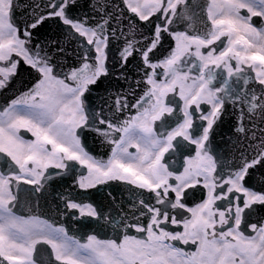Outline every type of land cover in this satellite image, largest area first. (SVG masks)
Here are the masks:
<instances>
[{
	"label": "flooded vegetation",
	"instance_id": "af4514ba",
	"mask_svg": "<svg viewBox=\"0 0 264 264\" xmlns=\"http://www.w3.org/2000/svg\"><path fill=\"white\" fill-rule=\"evenodd\" d=\"M69 2L20 0L49 6L69 36L90 41L94 54L78 55L107 69L95 84L30 55L10 20L12 0H0V69L19 53L39 73L0 71V209L19 184L11 212L33 221H0V264H264V189L244 182L256 160L219 171L209 149L236 75L264 87V0H77L83 6L64 15ZM138 50L139 71L138 61L122 67ZM94 186L113 196L80 194Z\"/></svg>",
	"mask_w": 264,
	"mask_h": 264
},
{
	"label": "snow or ice",
	"instance_id": "6c2138e0",
	"mask_svg": "<svg viewBox=\"0 0 264 264\" xmlns=\"http://www.w3.org/2000/svg\"><path fill=\"white\" fill-rule=\"evenodd\" d=\"M60 3H63V0H59ZM57 4H54L52 6L53 10H55V8L57 7ZM83 5L77 4V0H70V2L65 5L64 11L66 13H72L74 12L77 8L81 7ZM24 8V5H22L20 3V0H12V4H11V9H10V17L14 18L16 15V12L18 11H22ZM55 19L57 24L60 27H64L63 22L60 21L59 17H49L44 21H41L39 24H36L33 22V24L31 26L25 25V27L23 28L22 32L19 29V26H17L16 29V35H23L27 42L29 44L33 43V36L34 34H39L41 32V30L48 24L49 20ZM151 20H157L159 21V14H156L152 17H150V21ZM83 23H87V16L84 17ZM162 23V22H161ZM67 27H71L70 25H68ZM150 32L153 31L152 28L149 29ZM5 33L2 29H0V37L4 36ZM161 36L164 39H167V36L162 32ZM71 39H75L76 43H75V48L76 49H83L85 47H87L89 49V51L95 52V50L92 48V45L90 43V41L88 39H86L84 37V35L82 33H73L71 36L66 35L65 39L57 42V40L52 39L50 41H45L43 47L41 46L40 42L37 40V42L35 43L34 47L31 49L30 51V55L34 54L37 58H43V60L49 64H52L53 61V57L57 54V53H61L65 59H62L59 61V63L64 64V65H68L67 71H71V72H75L77 70L78 67H80V65H69L68 64V57H71L73 60H79L81 61V63L88 61V52H84L82 56H74L73 52L71 50L69 51H65L66 45L68 44L69 40ZM23 44V42H22ZM160 45L157 46L156 49L152 50V53L150 54L151 56H155L156 51L159 49ZM49 49H53L52 52H49ZM106 52V50H105ZM143 53L140 52L139 50L137 51L136 54L131 55L127 58H122L121 59V66H126V65H131L133 63V61H138L136 67L137 70L139 71L140 67L143 65V61L142 59L138 60V57L142 56ZM11 59H16V64L15 65H11L9 67H7L6 69H0V71H3L4 75H11L12 78H14L15 76L19 75V72L21 70H27L30 73H35V69L32 67V65L26 64L24 62H22V58H20L19 53H17V57L16 58H10ZM53 68H55V65H52ZM150 69L145 68L144 71L145 73L147 71H149ZM80 72L81 75L79 77V79L81 81L84 80H88V81H92L94 84L97 83L100 79V75H104L107 76V69L106 67H100L97 69H92L91 67V63L86 64L83 68H80ZM36 76H39V73H35ZM116 79H124L125 77L123 75L117 76L115 77ZM11 82V81H10ZM137 83H139V81H137ZM69 84L71 85H75L76 81L75 80H70ZM111 95V93H110ZM97 115L99 116V113H97ZM103 121V117H100L99 120L97 121V127H106V125H104L102 123ZM89 131H85V136H87L89 134ZM258 172L259 174L256 175V180L259 181L261 184H264V158H261L259 163L256 165H253L251 168H249L248 171V175L245 177L244 182L246 184H250L253 180V173ZM33 188V190L37 193H39V191L41 190L40 188H38L35 185L31 186ZM95 190H83L82 192H80L81 195H87L89 197H91L94 201L97 202H101L102 199L104 198H108V197H112L113 193L109 192V193H104L103 192V186H94ZM8 192H10L12 195L9 198V201L7 202L8 205H10L11 207L15 206V203L19 200L20 194H21V188L19 186V184H17L15 186V188H13L11 186V184L8 187ZM172 193H169V196H172ZM195 194L193 193V196ZM185 199H188V193H185ZM190 202V201H189ZM11 207H4L2 209H0V212H7L8 215L7 217L0 215V221H4L7 224H25V225H29L31 223H33V221H25L22 219H19L17 217H15L12 212H11ZM260 216L264 217V206H261L258 209ZM95 216V214H94ZM77 223H80L82 227L84 228H88L89 222L88 221H83L81 219H77L76 220ZM119 221H116V223H118ZM146 222V220H145ZM247 221L245 222V224L247 225ZM41 226H43V222H41ZM259 226V225H257ZM49 227H51V225H49ZM175 227H182L181 225H176ZM129 231H134L133 229H129ZM105 243V247L108 246V242H102ZM68 245L65 244V247H67ZM41 264H47V260L46 258H42L41 260Z\"/></svg>",
	"mask_w": 264,
	"mask_h": 264
},
{
	"label": "water",
	"instance_id": "95a60500",
	"mask_svg": "<svg viewBox=\"0 0 264 264\" xmlns=\"http://www.w3.org/2000/svg\"><path fill=\"white\" fill-rule=\"evenodd\" d=\"M47 7L48 6H24L22 11L16 12L14 18H10L22 31L25 25H28L30 15L34 14V18L32 19H35L39 15L45 14L48 11ZM23 19L26 21V24L18 25V21ZM46 19L47 18H43L42 21ZM69 34L70 32L65 25L64 27H60L56 20L52 19L48 21V24L39 34H34L32 44H29L26 40V47L31 51L37 40L43 47L45 41L55 39L59 42L65 39V36ZM69 50H72L70 48V41L65 48V51ZM52 51L53 49H49V52ZM62 59H65V57L61 53H57L53 57L52 62ZM68 64L78 65L76 61L74 63H69L68 61ZM61 66L68 67V65L64 64H61ZM236 79L238 86L233 90V95L227 96V98L224 99L225 105L217 115L211 132V147L214 155L217 157L219 169H224V166L225 168L229 166L232 171L241 167L245 161H252L256 158L261 149L264 148V137H248L246 135L248 129L239 127V124L246 119L247 113H251L255 108H257V110H264V88L261 87L251 74L240 73L237 75ZM138 81L139 83L141 82L140 78ZM232 100H235L233 113L228 111V102H232ZM259 115L260 114L257 112V120L260 121L261 124H264V122L261 121L264 120V117ZM258 174V172L253 173V178ZM262 186H264V184H262Z\"/></svg>",
	"mask_w": 264,
	"mask_h": 264
}]
</instances>
